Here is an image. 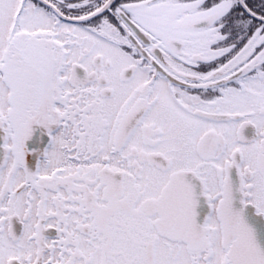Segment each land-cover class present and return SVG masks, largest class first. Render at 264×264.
<instances>
[{"label":"snow or ice","instance_id":"1","mask_svg":"<svg viewBox=\"0 0 264 264\" xmlns=\"http://www.w3.org/2000/svg\"><path fill=\"white\" fill-rule=\"evenodd\" d=\"M250 213L264 0H0V264H264Z\"/></svg>","mask_w":264,"mask_h":264},{"label":"flooded vegetation","instance_id":"2","mask_svg":"<svg viewBox=\"0 0 264 264\" xmlns=\"http://www.w3.org/2000/svg\"><path fill=\"white\" fill-rule=\"evenodd\" d=\"M246 134L249 135V136H251V135L253 134V130H252L251 128L247 129V130H246ZM249 216H250V220H251L252 224H253L255 227H259V226H261L260 228H261L262 231L264 232V220H261V219L255 217V216L252 215L251 213L249 214ZM259 239H260V242H261L262 244H264V237H263L261 234H259Z\"/></svg>","mask_w":264,"mask_h":264},{"label":"water","instance_id":"3","mask_svg":"<svg viewBox=\"0 0 264 264\" xmlns=\"http://www.w3.org/2000/svg\"><path fill=\"white\" fill-rule=\"evenodd\" d=\"M259 227H256V229L258 230L259 234H261L264 237V232L262 231V229Z\"/></svg>","mask_w":264,"mask_h":264}]
</instances>
